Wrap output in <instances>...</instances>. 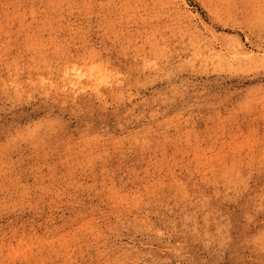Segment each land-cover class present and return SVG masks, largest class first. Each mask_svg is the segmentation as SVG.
I'll return each instance as SVG.
<instances>
[{
	"label": "rangeland",
	"instance_id": "1",
	"mask_svg": "<svg viewBox=\"0 0 264 264\" xmlns=\"http://www.w3.org/2000/svg\"><path fill=\"white\" fill-rule=\"evenodd\" d=\"M0 264H264V0H0Z\"/></svg>",
	"mask_w": 264,
	"mask_h": 264
},
{
	"label": "bare ground",
	"instance_id": "2",
	"mask_svg": "<svg viewBox=\"0 0 264 264\" xmlns=\"http://www.w3.org/2000/svg\"><path fill=\"white\" fill-rule=\"evenodd\" d=\"M73 72H74V75L76 76V79H77V82H75V84L77 85V84H79V83L82 82L83 77L86 76L85 75L86 73L83 71V69L81 67H78V66L74 68V71ZM91 74H92V76H94L93 73H91Z\"/></svg>",
	"mask_w": 264,
	"mask_h": 264
}]
</instances>
